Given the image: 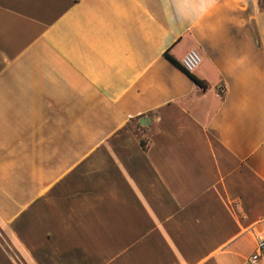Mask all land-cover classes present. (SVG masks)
Wrapping results in <instances>:
<instances>
[{
	"label": "crops",
	"instance_id": "1",
	"mask_svg": "<svg viewBox=\"0 0 264 264\" xmlns=\"http://www.w3.org/2000/svg\"><path fill=\"white\" fill-rule=\"evenodd\" d=\"M259 235L264 0H0V264H253Z\"/></svg>",
	"mask_w": 264,
	"mask_h": 264
},
{
	"label": "built area",
	"instance_id": "2",
	"mask_svg": "<svg viewBox=\"0 0 264 264\" xmlns=\"http://www.w3.org/2000/svg\"><path fill=\"white\" fill-rule=\"evenodd\" d=\"M202 56L196 49H190L181 61V65L185 72H194L201 64ZM253 264H264V235L257 237V249L251 256Z\"/></svg>",
	"mask_w": 264,
	"mask_h": 264
},
{
	"label": "trees",
	"instance_id": "3",
	"mask_svg": "<svg viewBox=\"0 0 264 264\" xmlns=\"http://www.w3.org/2000/svg\"><path fill=\"white\" fill-rule=\"evenodd\" d=\"M165 55H166V57H167L170 61H172L175 65H177V66H179L180 68L183 69L181 63L178 62L175 58H173L168 52H166ZM186 73H188V74L190 75V77H191V78H192L197 84H199V85L202 86V87H206V83H205L203 80L197 78L193 73H190V72H186ZM142 143L145 145V143L143 142V140H142Z\"/></svg>",
	"mask_w": 264,
	"mask_h": 264
},
{
	"label": "water",
	"instance_id": "4",
	"mask_svg": "<svg viewBox=\"0 0 264 264\" xmlns=\"http://www.w3.org/2000/svg\"><path fill=\"white\" fill-rule=\"evenodd\" d=\"M146 122V118H142L141 120H140V123L141 124H144Z\"/></svg>",
	"mask_w": 264,
	"mask_h": 264
}]
</instances>
